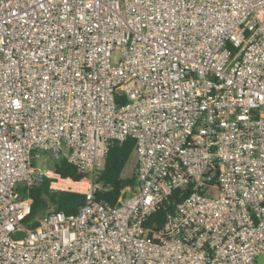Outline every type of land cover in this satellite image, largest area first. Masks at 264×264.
I'll use <instances>...</instances> for the list:
<instances>
[{"label": "built area", "instance_id": "obj_1", "mask_svg": "<svg viewBox=\"0 0 264 264\" xmlns=\"http://www.w3.org/2000/svg\"><path fill=\"white\" fill-rule=\"evenodd\" d=\"M127 138L137 187L113 205L97 178ZM63 160L85 176L57 172ZM48 179L85 203L30 226L17 186ZM175 190V211L148 225ZM262 254L264 0H0V264Z\"/></svg>", "mask_w": 264, "mask_h": 264}, {"label": "trees", "instance_id": "obj_2", "mask_svg": "<svg viewBox=\"0 0 264 264\" xmlns=\"http://www.w3.org/2000/svg\"><path fill=\"white\" fill-rule=\"evenodd\" d=\"M124 100V97L121 96L118 98V103H122ZM134 152L135 139L133 138L112 143L107 155L105 167L97 178V181L102 185V188L97 193L98 199H103L114 205L118 203L121 196H127L129 192H126V190H136L137 167L129 176H123L122 174ZM56 171L64 176H71L75 179H80L85 176V173L80 172L66 160L56 165ZM17 194L21 198L26 196L32 198V210L26 219V222L30 226L39 224L40 219L52 211H64L67 214L76 213L86 200L85 196L80 193L51 190L49 188V179L33 188H27L25 184L19 183L17 186ZM180 200V190H175L151 215L147 224L153 225L155 223L161 226L168 215L175 211L177 203Z\"/></svg>", "mask_w": 264, "mask_h": 264}, {"label": "rangeland", "instance_id": "obj_3", "mask_svg": "<svg viewBox=\"0 0 264 264\" xmlns=\"http://www.w3.org/2000/svg\"><path fill=\"white\" fill-rule=\"evenodd\" d=\"M119 60V54L115 53L114 54V61L117 62ZM138 164V158H137V154L136 152H134L131 156V158L129 159L128 163L126 164L124 170H123V176H129L133 173V171L135 170V168L137 167ZM134 190L133 189H128L126 190V192H129L127 194V197L130 196L132 194ZM217 189H214L212 193H210V195L212 196H217ZM256 264H264V254L260 255L257 259H256Z\"/></svg>", "mask_w": 264, "mask_h": 264}, {"label": "water", "instance_id": "obj_4", "mask_svg": "<svg viewBox=\"0 0 264 264\" xmlns=\"http://www.w3.org/2000/svg\"><path fill=\"white\" fill-rule=\"evenodd\" d=\"M19 235H20V233H17V234H15L14 236H15V237H18Z\"/></svg>", "mask_w": 264, "mask_h": 264}]
</instances>
